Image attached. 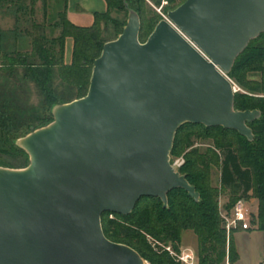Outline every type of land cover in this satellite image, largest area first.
Instances as JSON below:
<instances>
[{
  "label": "water",
  "instance_id": "obj_1",
  "mask_svg": "<svg viewBox=\"0 0 264 264\" xmlns=\"http://www.w3.org/2000/svg\"><path fill=\"white\" fill-rule=\"evenodd\" d=\"M125 5L127 23L95 59L87 94L55 104L52 122L15 140L27 166H0V264H146L106 236L102 215H128L144 196L167 207L176 188L199 201L171 163L185 123L255 139L249 123L262 113L235 107L229 73L264 33V0H185L145 42Z\"/></svg>",
  "mask_w": 264,
  "mask_h": 264
},
{
  "label": "trees",
  "instance_id": "obj_2",
  "mask_svg": "<svg viewBox=\"0 0 264 264\" xmlns=\"http://www.w3.org/2000/svg\"><path fill=\"white\" fill-rule=\"evenodd\" d=\"M45 7L47 9V3ZM108 9L95 12L90 26L71 22L67 14V0L53 23L60 28L58 36H49L46 23L36 19L38 0H0V6L16 17V28L0 29V145L28 158L26 151L15 140L33 129L53 121L52 107L70 102L87 94L94 61L100 56L106 42L116 39L127 22L112 17L114 10L128 13L125 3L136 10L141 18L140 40L145 42L162 16L153 6L161 0H106ZM151 4H150V2ZM185 0H168L163 13L175 9ZM16 6V8H15ZM109 24L116 28L114 38L107 36ZM74 39L71 63H65V42ZM260 44H254L258 40ZM264 70V33L252 40L238 56L229 77L245 91L235 94V107L240 110L258 109L262 115L249 126L255 139L249 141L237 130L222 126L207 127L185 123L177 131L172 156L185 154L180 171L200 193L199 201L183 188L168 193L169 203L164 207L159 197L144 196L128 215L105 212L102 225L108 238L135 248L149 264H180L168 251H155L148 240L171 242L176 249L183 232L191 229L199 241V264H224L229 255L235 264L239 254L232 238L228 239L219 214V189L210 185L212 166L220 168L221 188L228 190L232 207L240 198H249L252 192L259 200L260 229H264V81L249 77L250 72ZM33 83L39 96L37 106L29 104L28 84ZM194 137L212 140L205 151L195 146Z\"/></svg>",
  "mask_w": 264,
  "mask_h": 264
},
{
  "label": "rangeland",
  "instance_id": "obj_3",
  "mask_svg": "<svg viewBox=\"0 0 264 264\" xmlns=\"http://www.w3.org/2000/svg\"><path fill=\"white\" fill-rule=\"evenodd\" d=\"M51 1L47 0V5H46L47 11H48L47 19H50L53 13L52 10L54 6L56 5V3L53 0ZM165 5H168V0H161V5L159 7L157 6H153V7L158 13H160L158 9H161L162 11V7ZM7 6H8V3H4L3 5H1L0 12L6 13L8 10H10V9H7ZM160 15L162 16V18H164V16L161 13ZM112 17L119 21L127 22L128 13L121 9L114 10V12L112 13ZM108 28H109V32L107 36L109 38H114L116 35V28L114 27L113 24H109ZM262 41H263L262 39L258 40L254 42V44H260L262 43ZM0 67H2L1 51H0ZM0 75H1V72H0ZM249 77L252 79L258 80V81H262V80L264 81V70L250 72ZM2 79L3 78L0 76V80ZM232 80L235 82L234 79ZM235 84H236L238 91H245L236 82ZM28 91H29V104L32 106H37L39 103V96L37 94L34 84L31 82H29L28 84ZM193 139L195 140V146L199 147L203 151H205L208 147L212 146L213 144L212 140H209V139L198 138V137H194ZM187 151L188 150H185L180 155H177V156L171 155V161L181 156L185 158V154L187 153ZM27 162H28V158L24 156H20L18 155V153L13 152L11 149H7L0 145V166H6V167L18 166L19 167V166L24 165ZM209 180H210L209 182L211 186L217 187L219 189L218 205H219V214H220L221 206L225 207V209H229L227 205L229 204L230 194L228 190L226 189L224 190L223 188H221L219 167L217 166L211 167ZM249 195H250V197L248 198L249 209L253 213L250 229L235 230V231H231L230 234L227 232V230L226 232H227L228 239H230V237L232 238L235 251L239 254L238 259L235 264H264V229L259 228L260 227V221H259V215H258L259 214V200L252 192ZM148 240L152 244L155 251L157 250L158 251H163V250L168 251L173 257H175V259L180 264H184L182 261L178 260V254H181L182 252L190 253L194 257L196 264H199V257H198L199 241H198L197 235L191 229H188L183 232L179 250L176 249L171 242H168V243L159 242L157 240H154L151 236H148ZM146 264H149L147 260H146ZM224 264H230L229 255L226 257Z\"/></svg>",
  "mask_w": 264,
  "mask_h": 264
},
{
  "label": "crops",
  "instance_id": "obj_4",
  "mask_svg": "<svg viewBox=\"0 0 264 264\" xmlns=\"http://www.w3.org/2000/svg\"><path fill=\"white\" fill-rule=\"evenodd\" d=\"M51 1V0H49ZM56 5L52 10L50 19H47L48 11L44 0H38L36 4V19L39 22L46 23V32L49 36H58L60 28L55 27L53 23L57 19L58 12L64 8L65 0H53ZM52 2V1H51ZM47 3V0H46ZM108 9L106 0H67V14L71 22L79 26H90L94 22L95 12H105ZM16 28V17L11 12H0V29L11 31ZM74 49V39L67 37L65 42V63L72 62ZM248 202V198H244ZM249 204V202H248ZM240 230V229H238ZM235 231V230H234ZM236 263V262H235Z\"/></svg>",
  "mask_w": 264,
  "mask_h": 264
},
{
  "label": "built area",
  "instance_id": "obj_5",
  "mask_svg": "<svg viewBox=\"0 0 264 264\" xmlns=\"http://www.w3.org/2000/svg\"><path fill=\"white\" fill-rule=\"evenodd\" d=\"M158 11L164 16V18H167V14L163 13L161 11V9H158ZM187 39L208 60H210V58L202 50H200L189 38H187ZM234 84H235V82H234ZM235 86H236V84H235ZM171 163L175 169L180 170V168L185 163V158L183 156L175 158V159H173V161H171ZM220 214H221V218L223 220L224 226H225V228L229 234L231 233V231H234V230H238V229L248 230L251 227V221H252V214L253 213L249 209V204H248L247 200L244 198L238 199L236 201V203L232 207H230L229 209H225V207L221 206L220 207ZM110 217H114V214L111 213ZM178 260L182 261L184 264H196L194 257L190 253H187V252H182L181 254H178Z\"/></svg>",
  "mask_w": 264,
  "mask_h": 264
}]
</instances>
